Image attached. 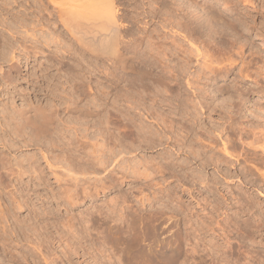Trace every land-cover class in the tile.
<instances>
[{
    "label": "bare ground",
    "instance_id": "1",
    "mask_svg": "<svg viewBox=\"0 0 264 264\" xmlns=\"http://www.w3.org/2000/svg\"><path fill=\"white\" fill-rule=\"evenodd\" d=\"M32 1L36 4L38 12L43 14L44 10L42 11L43 7H41L43 3L40 5L38 0ZM48 1L51 4L52 0L51 2L50 0ZM66 1H64L65 4L67 3ZM70 2L62 6V8L58 7V9H63L68 4L70 5L65 9L67 11L65 12L66 15L63 13L64 9H60V12L56 10L57 13H60L57 17L65 15L64 18L62 17L59 20L65 23H63V26L68 27L65 29H68L70 31L69 34L71 36L74 35L76 39L72 38L78 40L77 42H80L81 45L83 43L86 45H82L84 48L88 49L89 46L93 50H100L102 52L100 54L103 55L104 60L102 59L103 66L101 65L103 67L100 77L103 79L101 88L93 90L91 86H86V84L81 82H78L79 84H76L77 82L72 84L73 89L71 88V90L77 95L72 97L73 94L71 93V97L74 98L73 101H70V98H68L69 100L66 98L70 102L63 100V109L67 111L66 114H72L73 118L78 120L76 123L80 125L79 127L72 125L69 127L67 123L69 124L70 121L66 123L63 120L65 122L63 123L58 121L59 119L57 121L54 120L55 117L59 116L57 114L60 113V108L58 107L60 104L57 105V103L55 106L48 107L49 109L46 106V108L38 105L32 106V102H30L31 104L27 102L25 106L20 107H15L14 104L11 106L1 105L0 191L3 192L9 185L14 187L12 188V192L11 188L8 190L9 193L6 191L10 197L6 198L7 203L0 207V244H6L5 241L12 239V237H16V240L20 238V241H27L28 237L25 236L24 231L33 228L36 230L38 222V225H41L40 221L44 218V212H36V207L35 210L32 209L34 206L31 207L30 204L33 205V198H30V195L28 196L27 191V195L23 192L27 189V184L29 186L33 184L35 187L30 189L37 196L40 193H37L38 186L49 183L47 174L44 171L45 167L48 168L56 181H63V184L66 185L61 184L62 186H58L59 188L62 187V194L58 196H64L69 203H76L80 196L86 198L92 194H97L99 189H107L108 192L112 191L118 185L120 179L123 182L122 179L129 176L133 181H141L140 183L143 188H149L154 192L151 198L145 195L147 198H150V200L147 199L149 200L147 203L149 209L144 208L145 212L143 211L144 213L142 212L138 215L139 218H137L139 219L137 221L140 227L143 229V233H141L143 238L150 240L148 242L152 243H147L149 245L147 250L143 251L144 254L141 253L136 257L139 258L141 264H151L154 259L156 260L157 256L159 257L156 260L158 263L174 264L179 261L183 252L178 242L180 225L186 224L188 221L186 217L191 218L194 214H197L189 207V201L184 203L181 200L182 196L177 195L179 193L177 189L178 185L173 184L174 181H178L177 183L181 184V186L199 183L215 199L213 202H217L218 198H222L223 203L230 204L228 206L229 209L233 205V202H235H231V200L235 199V196H227L225 193L217 196L219 192L217 185L221 184V181L227 183L234 176L241 179L244 185L256 188L257 194H260L264 198V160L258 156V151H264V76L262 79H259L260 77L255 79L259 76L257 70L258 74L255 73L256 77H253L255 80H251L250 84L245 82V79L243 80L244 77L249 76V70L247 72L245 71L247 68L243 67L244 70L241 67L244 61L242 64L240 62L244 58H242L243 56L239 53L240 50H238L239 47H237L241 39L245 40L251 37L250 34L253 31L259 30L261 33L264 31V27H258L260 25L256 24L258 17L262 18L261 24L264 23V0H203L201 2L185 0L179 6L180 14H175L177 16L175 18L173 15H165L166 10L162 11L164 13L162 14L164 17L161 19L164 22L163 26L164 28L169 27L168 30L172 33L170 35H166L168 33H161L163 35L162 38L166 35V38L172 37L171 40L173 41L177 33L181 37L180 42L178 41L179 43H177L179 48L176 50L178 53L174 49L170 50L171 53L181 55H178L180 57L179 63L174 64L172 62L174 65H171L170 62V64L167 63V60L164 58L167 50L169 51L168 45H166L168 42L164 43L157 36L158 40L154 41L152 35L149 36L145 32L139 41L136 39L138 37L134 36L135 33L132 29L136 25L135 21L138 19L137 17H134V15L131 17L133 20H130L131 25L127 28L121 25L122 17L117 13L116 0H70ZM55 4L57 6L58 3ZM248 5L253 9V13L249 11L250 9L248 10ZM221 6L223 7L221 8ZM165 9H167V6ZM146 10L143 13L151 12V17L154 14L156 15L154 9ZM11 14L19 24L25 21L26 16L23 17L18 12ZM36 15L40 16V14ZM172 17L173 19H171ZM255 17L257 18L255 19ZM9 27L11 28V26ZM68 30L67 32H69ZM11 32L15 31L11 30L10 34ZM122 32L126 34L129 32L128 34H132L134 37L124 40ZM17 33L15 32V34ZM48 40L51 42L52 38ZM250 41L252 44L255 43L252 40ZM244 43L242 41V44ZM142 45L144 46L143 48ZM174 46L176 45L173 44ZM173 47L171 46V48ZM241 47L243 46L241 45ZM233 49L239 52H235ZM170 55L169 52L167 58ZM231 55L235 57L233 56L234 58H232ZM237 59L238 61H236ZM158 67L159 70H155ZM260 74L261 76L264 75L262 72ZM57 95L62 98L60 94ZM86 97L91 98L86 99ZM84 99L86 101L80 104ZM215 117L222 122H218V119ZM90 123L91 127L94 128L93 132L96 133L94 135L95 140H93V137H87L86 131ZM72 129L75 130V132L73 131L74 138H71V136L65 138L64 134ZM77 131H80V133ZM66 136L68 135L66 134ZM98 138L101 140L100 143L98 142ZM28 141L32 142L33 146H36V151L26 153L25 149H22L30 144H28ZM109 143L111 146L108 145ZM153 149H157V152L154 151L156 152L155 156L153 154L150 155V153L149 155L143 153V155L139 156L140 158H137L136 155L133 157L126 156L136 150L152 152L149 150ZM232 160L235 162L233 164L235 169L238 170L237 174L235 173L236 175L233 174L234 172H230V165L223 166V164L232 163ZM42 161L45 167L41 166ZM257 163L259 166L255 165ZM237 166L239 167L236 168ZM209 168H212V172H209ZM79 175L86 176L85 178H80ZM25 176L28 178L27 184L23 182ZM156 176L161 177V180L164 182L167 179L166 177L172 180L167 181V184L162 185L163 183H161L162 186H157L159 182L154 181ZM67 177L69 178L67 179ZM70 180L75 181L69 185ZM9 182H13V184ZM181 190L187 191L188 194L192 193L189 188L184 189L182 187ZM231 191L230 193H232ZM55 195L52 193L51 196ZM17 196L27 197H23L22 199L19 197L17 199ZM1 198L3 200V197L0 196ZM15 198L18 200L17 202ZM144 198H138L141 206L146 205L143 202ZM2 200V204L3 202L5 203ZM122 200L124 202V199ZM156 200H158V203L159 200H162L161 203L165 207H151ZM238 200L235 202L238 205L235 206H237V209H242V212H249L252 209L251 206H254V203L250 201L249 203L240 204ZM114 201L108 207L105 206L107 207L106 210L97 207L95 209V212L99 215L103 214L102 218L106 224L104 231H102L103 229L101 230L105 234L100 235L101 238L98 236L100 238L98 240H103V242L105 241L104 243H108V240L114 239L113 237L117 238L121 233H124L121 228L122 226L114 223L117 218L115 217L116 220L111 218L116 213L117 206H119ZM208 201L204 199L206 203L202 209L206 208ZM24 203L25 206L28 205L27 207H30L27 209L33 210L34 214L31 213L33 214L32 217L29 215V223H22L27 229L20 232L24 234L21 237L18 230H22L23 228L21 224V226L18 225V221L22 220H19L17 215L13 219V215L15 214V209H19ZM218 203L220 202L216 204ZM198 204H200L199 201L196 202L197 206ZM214 208L212 206L211 209ZM46 213H48L47 210L44 214ZM180 213H183L184 216L176 218V215ZM9 218H11V223L7 225L6 223L9 222ZM34 218H37L38 222H32L31 220H36ZM119 218L121 219V216ZM86 219L88 222L89 218H85L84 221ZM103 219L101 220L103 221ZM27 221L25 220V222ZM259 221L260 223L257 225L262 227L264 223L260 219ZM213 223L219 225L218 221ZM17 226L22 229H19ZM74 226L72 221L67 228L71 233L70 235H72L71 237H73L72 239L75 238L76 242H72V240L67 241L64 246L65 250H63L64 254L76 252L79 246L82 247V245L77 243V239H81L82 237V234H80L81 230L77 226ZM84 227L86 228L85 225ZM203 227L207 230L214 228L213 224L208 221H201L199 223V229H203ZM159 231L160 235L163 234L162 238L157 237ZM7 232L10 234L7 235ZM46 239L41 238L29 250L33 254L32 261L35 264L37 262L35 259L39 255L42 258L43 264H56L54 263L55 257L51 258V255L43 254L44 251L42 252V249L39 248L40 246H47L45 243ZM185 239L187 240L188 238L185 237ZM58 240H62L61 236H59ZM0 252L2 254L5 253L1 248ZM19 254L21 255L20 252ZM126 254L124 255V258L127 257L126 261L133 259ZM136 257L134 258L136 259ZM23 259L26 258L24 257ZM99 264H102V262H99ZM178 264H185V259H181Z\"/></svg>",
    "mask_w": 264,
    "mask_h": 264
},
{
    "label": "rangeland",
    "instance_id": "2",
    "mask_svg": "<svg viewBox=\"0 0 264 264\" xmlns=\"http://www.w3.org/2000/svg\"><path fill=\"white\" fill-rule=\"evenodd\" d=\"M8 1H10V2H8ZM38 1H39L40 5H41V3H43V5L41 6V7H43L42 11L44 10L43 14L38 12L36 4L32 0H16V1H14V0L13 1L12 0H0V107L3 104H4V106H11L14 104L15 107H20L23 105L25 106L27 104V102H28V104H31L30 102H32V104H31L32 106L38 105V106H42V107L46 106L47 108L48 107L50 108V106L51 107L55 106L57 103V105L60 104V106H58L60 108L59 109L60 113L57 114L59 116L55 117L54 120L57 121L59 119L58 121H60V122H63V120H64L66 123H67V121H70L69 124L67 123V125L69 127H71V125L79 127L80 125L76 123V121H78V120L74 119L72 114H68V113L66 114L67 111L65 109H63L64 108V101L63 100H66V98L67 99L70 98V101H73L74 98H72V97L74 95L76 96L77 94L73 93L72 92L73 90H71V88L73 87L72 84H74L76 82H77L76 84H79L81 82V83L86 84V86L89 85L93 88V90H97V88H99V87L101 88V84H102L101 82L103 79L100 77H101L102 71H103L102 66H103L104 58H103V55H101L102 52L100 50H99L100 52L93 50L88 45H87L88 49L84 48V46H86V45H84V43H83L82 45H84V46H82L80 42H77L78 40H75L76 38L74 37V35L71 36V34H69L70 31L68 29H65L67 26L66 27H64L65 25L63 26L64 22H62V20H59L62 17L64 18V16L66 15L65 12H67V11H65V9H67L69 4L66 7H63V9H64L63 13H65V15H63L61 17L60 16L57 17L58 14H60V13H57L58 10L60 12L61 10H63V9H61L62 6H65L68 2L73 3V1L70 2V0H67L66 4L64 2L65 0L64 1L63 0H52V2L50 0L51 4L48 3L49 2L48 0H41V1L38 0ZM184 1L185 0H165V1L164 0H116L115 5H116V10H117L118 15H121L120 17H122L121 18V25L124 28H127L128 26L131 25L130 20H133V19H131V17L133 15H134V17L138 18L135 21L136 25L133 27L134 29H132V30H134V33H135L134 36L138 37V38H136V39H138V41L140 38H142L144 36V32H145V33H148L149 36L152 35L154 41L161 39L164 41V43L168 42V44H166V45H168V48H169V51L167 50V53L169 55V52H170L171 55L169 56V58H167L168 55L166 53L165 54L166 56L164 55V58L167 60V63L170 62L171 65H174L175 63L180 62V57L178 56L180 54L177 55L173 52L171 53L170 50L174 49L176 51V53H178L176 50L177 48H179L177 46V43L180 42L179 40H181L180 39L181 37L179 36L180 34L177 33L178 35L177 34L175 35L176 38L173 41L171 40L172 37L170 38L167 36L169 39L166 38V35H170L172 33L168 30L169 27L164 28V26H163L164 22L161 19H162V17H164V15H162L164 13H162V11L166 10L165 15L166 14L167 15H173V17L175 18V17H177V16H175V14H178V15L180 14L179 13V11H180L179 6H181ZM193 1L194 2H201L203 0H201V1L200 0H196V1L193 0ZM12 2H14V3H12ZM30 2L32 5L30 4ZM53 3L55 5V8H54V5H52ZM55 3H58L57 6ZM33 4H35V6H33ZM160 4H161V6H160ZM44 6L46 7V9ZM166 6H167V9L170 11L165 9ZM58 7H61V8L58 9ZM146 7H148V8H146ZM162 7H165V8L162 9ZM178 7H179V10H178ZM222 7L223 6H221V8ZM34 8H36V9H34ZM150 8H152V9H150ZM69 9H70V7H69ZM146 9H149V10L154 9L155 10L154 12H156V15L154 14V16L151 17V15H150L151 12H148L149 14L147 12L143 13V11H145ZM160 9H162V10H160ZM36 10H37V12H36ZM56 10H57V12H56ZM248 10L252 11V13H253V9L251 8L250 5H248ZM34 11H35V13H34ZM10 12L11 13L18 12V14L20 13L21 16H23V17L26 16L25 21L23 23L19 24V22L12 17L13 15ZM48 12H50L49 15H48ZM36 14H40L41 17L43 15V17L41 18L38 15L39 16V18H38V16ZM35 16H36L37 20L35 19ZM173 17L171 19H173ZM256 18L257 17H255V19ZM259 18L260 17H258L256 19V24L260 25L258 27H261V26L264 27V23L261 24L262 18H260V19ZM160 20H161V22H160ZM29 21L32 23H30ZM25 22H26V25H25ZM61 22H62V24H61ZM145 22H146V24H145ZM21 25H22V27H21ZM9 26H11V28ZM136 28H137V30H136ZM11 30L15 31L16 33L18 32V33L15 34V32H11V34H10ZM67 30L69 32H67ZM128 33L129 32H127V34L125 32H122L124 40H128V39L134 37L132 34L130 35ZM158 33H159V35H158ZM161 33L162 34L168 33V34H166L164 36V38H162L163 35ZM263 33H264V31L262 33L259 30H255V32L253 31V33L250 34L251 37H249V38H250V40H252L255 43L252 44L251 41L249 40V38H247L245 40L241 39V41L239 40L240 42L237 45V47H239L238 50H240V52L238 50L236 51L237 48L235 50L233 49L235 52H239L243 56L242 58H244L242 60V62H240V63L242 64L244 61V64L241 67L242 68L244 67L245 69L247 68L246 70L243 68L247 72L249 70V76H246L243 78V80L245 79L244 81L248 82V84L251 83L250 82L251 80L254 81L255 79H258L259 77H260L259 79H262L264 76V75L261 76V74H260L261 72L264 74V72H263L264 71V50H263L264 49V34ZM53 36H55V37H53ZM156 36L158 39L156 38ZM12 37H14V38H12ZM44 37L46 38V43H45ZM72 37H74L75 39ZM51 38H52V41L55 40L54 41L55 43L52 41L50 42V40H48ZM53 38H54V40H53ZM15 39H18V40H15ZM15 41H17V42H15ZM170 41H172L171 44H169ZM174 41H175V43H174ZM242 41H243V43L245 42L244 43L245 45L242 44ZM256 42H257V44H256ZM10 44H12V46H10ZM173 44L176 45L177 47L174 46L175 47L174 48ZM246 44H248L249 46ZM53 45H55V46H53ZM143 45H145V44H143ZM143 45H142V48L144 47ZM241 45L243 47H241ZM171 46L173 48H171ZM55 48L57 49V51ZM241 48H242V50H241ZM91 49H92V51H91ZM243 50L244 51L246 50V51L244 52ZM54 51H56V52H54ZM54 53H56V54H54ZM251 53H252V55H251ZM10 54H11V56H10ZM61 56H62V58H61ZM231 56H232V58L235 57L234 55H231ZM11 57H12V59H11ZM236 61H238V59ZM157 69L159 70V67L156 68L155 70H157ZM257 70L259 73L258 77H256V74H258ZM250 72H251V74H250ZM253 77L254 78L256 77V78L254 79ZM57 94H60V96L62 98H60L59 95H57ZM71 95H72V97H71ZM89 98H91V97H89ZM89 98L86 97V99H89ZM86 99L82 100L80 102V104L83 103L84 101H86ZM68 100H66V101L70 102ZM11 102H12V104H11ZM66 117H68V118H66ZM216 119H218V118H216ZM65 122H63V123H65ZM71 122H72V124H71ZM218 122H222V121L220 119H218ZM74 124H76V125H74ZM93 129L94 128L91 127V123H90L89 128L86 131V133L88 134L87 137H90V138L93 137V140H95L94 135L96 133L93 132ZM73 131L75 132V130L72 129L69 132L65 133L64 137L66 138V137L71 136V138H74L73 137V134H74ZM80 131H82V130H80ZM80 131H77V132L80 133ZM110 131H112V130L110 129ZM66 134L68 136H66ZM26 136H28V135L26 134ZM96 137H98V136H96ZM98 142L99 143L101 142V140L99 138H98ZM28 144L29 145L27 147L22 148L23 150L25 149L26 153H30V152L37 150V149H35L36 146H33L32 142L28 141ZM108 145L111 146L110 143ZM86 148L88 149V147H86ZM140 151L141 150H136V151L132 152L130 155H126V156H130V157L132 156L133 157L134 155H136L137 158H140L139 156L143 155V153L146 155H149V153H150V155L153 154V156H155L157 149L156 150L155 149L149 150L152 152H146V151L140 152ZM154 151H156V152H154ZM258 152H259L258 153L259 158H262L264 160V158H263L264 157V151L261 150ZM231 162L232 163L229 162L227 164H223V166L226 167V165L227 166L230 165L229 166V167H231L230 172L231 173L234 172L233 174L236 175L238 170H236L235 166L233 165V164H235V162L233 160ZM247 164L249 165L248 162H247ZM255 165L259 166L258 163ZM41 166L45 167V164L43 161L41 162ZM238 167L239 166H237L236 168H238ZM252 168H253V166H252ZM261 168H263V167H261ZM211 169L212 168H209V172H212ZM44 171L47 174V178H48L49 183L38 186L40 190L38 189L37 193L38 192H40V193H38L37 196H35L33 194L32 190L30 188H33L35 186H33V184L30 186H29V184H27L26 181L28 180V178L26 176L24 177L23 182L26 183L28 186H27V189H25V191L23 193L25 195H27L26 194V191H27L28 196L30 195V198H33V200H32L33 205L30 204L31 207L34 206V207H32V209L35 210V207H36V209H37L36 212H40V213L44 212L45 213V211L47 210L48 213H46V214L43 213V215H44L43 220H41V221L39 220L41 225H38L39 224V222L37 221L38 217L34 218L36 220H31L32 222H34V221L38 222L37 226H39V227L36 226V230H35V228H33L31 230H26L27 228L23 224H27L30 222L28 217H29V215H31L30 217L33 216V214H34V212H32L33 210L27 209L30 207H27L28 205L25 206V203H24V205L22 204L21 205L22 207H20L19 209L14 208L15 214L13 215V219L18 216L17 218L19 220H22V221H18V225L19 226L22 225L21 227L23 229L21 227H18V226L17 227L19 229H22V230H18V228L17 227L16 228L19 231V233L26 230L24 232H25V236L28 237V240L27 241L26 240L20 241L19 240L20 238H18V240H19L18 241V240H16L17 239L16 237H12V239L5 241L6 244H0L1 250H4V252H5L3 254L0 252V264H35L32 261L33 254L29 250L31 249V247L33 248V246H35V244L41 238H44V239L47 238L45 240V243L47 246L46 247L40 246L39 248L42 249L41 250L42 252L44 251L43 254L48 255V256L51 255V258L55 257L56 259H55L54 263H56V264H99V262H102V264H110V263L111 264H141L139 262V258H137V257L141 253L144 254L143 251L144 250L146 251L148 245L151 244L152 242L149 243L150 240H148V239L145 240V238H143V236L141 234V233H143L142 232L143 229L140 227L139 222L137 221L139 219H137V218H139L138 215H140L143 211L145 212V209H149L147 203L149 202L151 196L154 193L153 190H151L149 188H143L141 183H140L141 181H133V179H131V177L126 176V178L124 177V179H122L123 182L121 181V179L118 181V185L112 191L108 192L107 189H99V192L97 194H92L91 196H88L86 198L83 196H80L79 200H77L76 203H69L66 200V198H64V196H61V197L58 196V195L62 194L61 193L62 187L59 188L58 186L64 185L63 181H61V182L56 181L54 179V177L50 174V171L48 170V168L45 167ZM85 176L79 175L80 178H82V177L85 178ZM118 176H119V174H118ZM156 177L154 178V181L159 182V185H157V186H162L164 184H167L166 183L167 181L172 180L171 178L165 176L168 180L166 179L164 182L161 180L162 179L161 177L160 178H159V176H156ZM68 178L69 177H67V179ZM71 180L69 182L70 183L69 185H71L75 181V180H73V181H71ZM7 182H6V184H7ZM177 182L174 181V183H173V184L178 185L177 189H178L179 193H177V195L182 196L181 200L184 201V203H187L189 201L190 202L189 207H191L192 211L197 213V214H194L195 216L194 215L192 216L193 218L192 217L191 218L186 217V219L188 221L186 222L185 225H183V224L180 225L181 226L179 228L180 231L178 230V239H179L178 242L181 246V249L183 250L182 255H181L182 257L180 256L178 262H180L181 259L182 260L185 259V264H264V225L263 226L261 225L262 227L258 226L260 223L259 219L264 223V198L260 194H257L256 188L249 187V185L248 186L244 185L242 180L239 178H235V176L233 177V179H231L230 181L227 182L229 185L225 181H221V184L219 183L220 185L219 184L217 185L219 187L218 188L219 192H218L217 196H220L219 194L225 193L227 196H229V195L232 197L235 196L234 197L235 199L231 200V202H233V201L236 202V200L239 199L238 202L240 204L249 203V201L254 203V206H251L252 209L249 208L250 209L249 212L248 211L242 212V209H237V206H235V205H238V204L235 202H233V205L230 207V209L228 208V206L230 204L228 205L227 203L226 204L223 203L222 198H218L219 200H217V202H220L218 204H216L217 202H213V201H215V199L211 196V194H208L207 191L199 183L198 184L196 183L195 185L184 184L183 186H181V184H179ZM11 183L13 184V182H11ZM161 183H163V184L161 185ZM138 184H140L141 187ZM7 185H9V184H7ZM179 185H180V187H179ZM64 186H66V185H64ZM13 187L14 186L9 185L8 187H6V189L3 190V192L0 191L1 192L0 196L3 197L4 201L6 198L8 199L10 197L8 194L9 193L8 190L11 188L10 190L12 192ZM182 187L184 189L189 188V190L192 193L188 194L187 191H185V192L182 191L181 190ZM141 188H143V189L141 190ZM140 190H141V192L139 194ZM6 191H8V193ZM230 191L232 193H230ZM227 192H228V194H227ZM52 193L54 195L55 194L56 195L52 197L51 196ZM79 193H80V191H79ZM2 195H4V196H2ZM145 195H147V197H150V198H147ZM19 197L17 196L16 198L18 199ZM23 197L21 196L20 198L22 199ZM26 197L27 196H25L24 198H26ZM140 197H145L143 200V202L146 204L145 206H141V204H139L140 202H139L138 198H140ZM7 199H6L5 203L3 202V204L1 202L2 198L0 199V207H2L4 204L7 203ZM17 199H16V202L18 201ZM21 199H19V200H21ZM110 199H111V201H110ZM122 199H124V202ZM145 199L146 200L149 199V200H147V202H146ZM204 199H207V201L208 200L209 201L207 202L206 208L202 209L203 205L206 203V202H204ZM244 200H245V202H244ZM112 201H114L119 206H117V211L115 214L113 213L114 215H112L111 218H114L115 220L117 218L116 221L114 220L115 221L114 223H117L118 225L120 224L119 226H122L121 228L124 231V233H121L120 236H118L119 238L113 237L114 239L108 240L109 242L106 241L108 243H104L105 241L103 242V240L102 241H99V240H100L101 236L105 234V232L103 233L102 231H104L106 224L104 223V219L102 218L103 214L99 215L97 212H95V209L97 207L99 209L102 208V210H106V208L109 205H111ZM117 201H118V203H117ZM197 201L200 202V204H198V206L196 205ZM161 202H162V200H159V203H158V200H156L155 202H153V206H151V205L150 206L153 208H162V206H164V205H162L163 203H161ZM105 206H107V207H105ZM212 206L215 208L211 209ZM37 207L39 208V210ZM49 208H51V209H49ZM138 208H140V209H138ZM43 210H45V211H43ZM50 212H53V213H50ZM146 212H147V210H146ZM31 213H33V214H31ZM180 214H182V215H180ZM180 214H177L176 218H180V217L184 216L183 213H180ZM40 215H42V214H40ZM120 216H121V219L119 218ZM85 218H89L88 222H87V219L84 221ZM101 219H103V221ZM25 220L26 221L28 220V221L25 222ZM10 221H11V218H9V222H7L6 224L8 225V223H11ZM72 221H73V225H75L74 227L77 226V228L79 230H81L80 234H82L81 235L82 237H81V239H77V243L79 245H82V247H84V248H82L81 246H79L76 243L79 246L77 251L76 252L75 251L74 252H68V254L66 253L67 254L66 255L63 253L64 252L63 250H65L64 246H65L66 242L67 241L69 242L70 240H72V242H74V241L76 242L75 238L72 239L73 237H71L72 235H70L71 233H70L69 229L67 228V226L69 224H71ZM201 221L202 222H206V221L211 222L213 224L214 228L210 229L211 231L207 230L205 227H203V229H199V223H201ZM215 221H218L220 226L215 225L213 223ZM232 222H234V223H232ZM84 225L86 226V228H89V229L86 230ZM11 226H12V224H11ZM256 226H257V229H256ZM195 229H197L198 231ZM204 229H206L207 231ZM126 231H127V233H126ZM9 232H7L6 234L7 235L10 234ZM158 233L159 234L157 235V237L162 238L163 234L160 235V231ZM22 234L23 233H20L21 237H23V235H24V234L23 235ZM140 234H141V236H140ZM59 236H61V239H62L61 241L58 240ZM98 236H100V238ZM185 237L188 239L186 240ZM147 243H149V244H147ZM212 243L216 246L214 247V245ZM143 244H146V245H143ZM212 245L214 248L211 247ZM112 250H113V252H112ZM211 250H212V252H211ZM19 252L21 253V255L19 254ZM126 252H127V254H126ZM124 253L127 256L129 255V257L133 258V259L126 261L125 259L127 257L124 258L125 257ZM22 254L25 255L24 257L26 259H23L24 257ZM133 254H135V255L132 256ZM134 257H136V259ZM39 258H40V260H39ZM41 259L42 258L40 255L37 256L35 260H37L38 263L36 262V264H43V261ZM158 259H159V257L157 256L156 260H158ZM156 260L154 259L151 264H164V263H160V262L158 263V261L156 262ZM178 262H176L174 264H178Z\"/></svg>",
    "mask_w": 264,
    "mask_h": 264
}]
</instances>
